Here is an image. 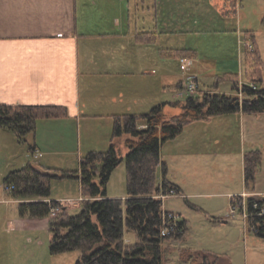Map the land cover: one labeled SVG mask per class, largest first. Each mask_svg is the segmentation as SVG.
I'll use <instances>...</instances> for the list:
<instances>
[{"label": "rangeland", "instance_id": "obj_1", "mask_svg": "<svg viewBox=\"0 0 264 264\" xmlns=\"http://www.w3.org/2000/svg\"><path fill=\"white\" fill-rule=\"evenodd\" d=\"M129 2V13L124 20L126 23H133L132 41L157 42L160 63L155 67L156 71L152 73V77L154 79L158 77L159 85L153 88L152 105L165 101H184L189 96L201 94L202 89L236 95L243 101L249 97L244 90V84L264 85V80L252 81L243 73V77L238 76L237 86L231 80H223L215 88L218 77L231 73L239 74L241 50L244 52L245 72L246 36L245 32L238 31L235 17L233 20L222 18L218 16L217 11L212 10L206 19L207 24L197 23L195 16L188 17V12L191 11L188 10L189 7L192 6L191 9L195 11L193 4L182 3L179 12L173 13L171 11L173 8L167 6V0H159L160 12L156 17V26L153 30H147L141 29V21L145 17L142 18L137 11L138 1L129 0ZM259 9L264 10V0L243 1L245 13L242 24L245 26L242 29L252 26L256 30V39L264 60V32L259 33L262 31L259 27L263 26L264 13L259 18L256 13ZM206 13L208 12L202 15L198 11L202 21L206 18ZM248 22L250 26L247 27ZM181 23L185 26H179ZM187 23L191 24L190 28L186 27ZM147 32L154 33L152 41L143 40L144 33ZM241 37L242 42L239 41ZM182 58H185L186 62H182ZM164 74H167L166 77L163 76ZM189 77H193L199 83L198 89L191 90L186 86ZM179 79L182 80L177 83ZM173 82H176L174 86H172ZM177 84L180 88L176 87ZM137 86H140V81ZM152 105L144 108L141 105L133 106L134 112H131L141 115ZM181 110L180 106L170 107V104L167 106L168 112L177 113ZM225 116H214L212 121L191 122L184 127L180 135L166 141L161 147L162 159L168 168V177L182 185L188 194L190 193L188 201L182 193L170 194L163 198V208L177 213L180 220L186 219L188 227L183 239H171L164 245L167 251L166 257L171 263L180 261L178 249L191 248L208 253L211 261L215 257L216 264H264V238L251 230L250 215L247 210L248 197L254 195L255 190L247 189L235 195L231 201L222 193L240 188L242 181H245L244 154L252 149L262 152L260 167L256 173L257 180V174L263 163V148L246 150L236 127L223 123L227 121L224 120ZM110 126L105 118L95 117L92 113L83 115L79 122L74 120L73 123L65 120L56 121L54 117L38 118L36 137L40 135L46 137L50 132L56 137H65L66 143L50 144V148L56 152L44 150L39 158L35 157L37 152L32 153L27 144L19 142L14 132L0 127V264H76L81 254L80 250L59 254L50 252L49 227L57 210L43 218L21 217L18 200L13 199L6 190L4 180L11 170L28 163L38 164L39 161L43 162V159L51 160L53 169H78L81 158L89 152L108 149L113 135V128ZM28 139L32 143L33 134L29 135ZM115 140L118 142L119 137ZM42 142L46 144L47 141L42 140ZM118 145L121 154L125 156L129 149L124 140L120 139ZM162 175L163 168L160 166L158 180ZM256 180L254 188H256ZM51 185L53 197L58 199L74 197L65 203L71 214H78L81 210L79 202L84 199V197L78 199L82 194L79 180L73 177L55 178ZM107 190L111 197H126L125 159L113 170ZM202 192L205 194H199ZM126 235L128 240L135 239L131 233ZM201 261L202 259L195 258L192 264Z\"/></svg>", "mask_w": 264, "mask_h": 264}, {"label": "trees", "instance_id": "obj_2", "mask_svg": "<svg viewBox=\"0 0 264 264\" xmlns=\"http://www.w3.org/2000/svg\"><path fill=\"white\" fill-rule=\"evenodd\" d=\"M264 27V16L262 19ZM144 41L153 40L154 33H144ZM245 74L249 80L262 82L263 56L255 40V32L245 33ZM253 42L249 49L247 42ZM238 74L218 77L220 81L231 80L237 86ZM180 88V86H177ZM249 97L243 101L236 95L202 89L201 94L189 96L184 101L163 102L141 115L128 113L115 118L113 137L128 134V152L121 154L113 140L107 150L91 151L81 158L76 170L43 169L28 163L11 170L5 177L6 190L18 200L21 217L43 218L56 209L50 222V252L59 254L80 250L76 264H216L209 254L191 248L178 249L180 261L167 259L165 243L171 239H183L187 233V220L179 221V228L172 235H163V199L159 194L174 190L181 194L180 185L168 177L166 162L162 159L161 147L180 135L184 127L195 121H208L214 116L234 113L264 112V85L253 89L244 86ZM182 103V104H180ZM180 106L179 113L170 114L165 106ZM61 106L5 104L0 102V127L16 134L20 143L28 145L34 153L35 146L28 139L35 134L37 119L57 117L64 113ZM125 159L127 167V195L111 197L107 185L113 170ZM262 152L258 149L244 154L246 188L255 190L256 173L260 167ZM163 175L158 180L159 167ZM73 177L80 180L84 199L79 204L78 214H71L65 202L51 198L53 179ZM188 201V198L185 197ZM233 203V201H232ZM251 230L264 238V196L250 195L247 200ZM254 227V228H253ZM127 233L135 236L128 240Z\"/></svg>", "mask_w": 264, "mask_h": 264}, {"label": "crops", "instance_id": "obj_3", "mask_svg": "<svg viewBox=\"0 0 264 264\" xmlns=\"http://www.w3.org/2000/svg\"><path fill=\"white\" fill-rule=\"evenodd\" d=\"M137 1L140 4L136 3L137 11L142 18L145 17L141 21V29L153 30L160 12L159 0ZM243 1L167 0V6L173 8L171 11L175 13L182 8V3L193 4L195 11L191 9L192 6L189 7L192 13L188 12V17L195 16V22L206 24L210 11L215 10L222 18L233 20L235 17L241 33L253 30L257 34L252 26L242 29L245 26L242 24L245 13ZM129 9V0H0V102L61 106L65 112L54 118L69 123L74 120L79 122L83 115L92 113L95 117L105 118L113 130L117 116L134 112L133 106L141 105L144 108L152 105L153 88L159 85L158 77H152L160 63L157 42L132 41L133 23L124 20ZM260 10H256L259 18L264 13V10ZM198 11L202 15L208 12L203 21ZM186 27L190 28L191 24L187 23ZM259 28H262L259 33H263V26ZM255 40L259 47L256 36ZM239 52L241 70L238 75L243 77L244 52ZM139 81L140 86H137ZM158 104H153L143 113ZM224 115L227 121L223 123L236 127L246 150L263 148L264 153V113L234 112ZM126 136L128 134H123L119 140H124L126 144ZM116 138L112 135L110 141L118 145ZM42 140H46V144ZM32 143L34 153L37 152L36 158L42 156L44 150L54 151L50 144H66L65 137H56L50 132L46 137H36V131ZM51 163V160L43 159V162L35 165L53 169ZM180 187L182 196L188 198L190 193L182 185ZM244 191L247 188L245 181H242L240 188L222 193L231 201ZM254 194L264 195V154ZM51 198L63 202L74 199L73 196ZM80 198H83L82 194Z\"/></svg>", "mask_w": 264, "mask_h": 264}, {"label": "built area", "instance_id": "obj_4", "mask_svg": "<svg viewBox=\"0 0 264 264\" xmlns=\"http://www.w3.org/2000/svg\"><path fill=\"white\" fill-rule=\"evenodd\" d=\"M247 45H248L249 49H251V50L254 49L253 42L249 41V42H247ZM181 61L186 62V59L182 58ZM249 85L251 88H253L255 90L260 89L259 84H255V83L251 84L250 83ZM186 86L189 87L191 90H196L199 88V83L193 77H189L188 80L186 81ZM244 86H245V84H244ZM170 194L171 195H179L174 190H171L167 194H163V193L159 194L158 197H161L163 199V198L169 196ZM179 221H180V217L177 213H175L173 211L165 210L164 211V225L162 228V234L163 235H172L179 228Z\"/></svg>", "mask_w": 264, "mask_h": 264}]
</instances>
